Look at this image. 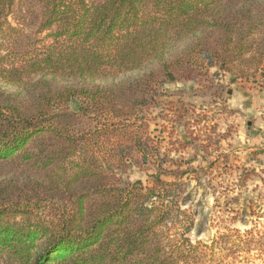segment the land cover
<instances>
[{
	"label": "trees",
	"instance_id": "16d2710c",
	"mask_svg": "<svg viewBox=\"0 0 264 264\" xmlns=\"http://www.w3.org/2000/svg\"><path fill=\"white\" fill-rule=\"evenodd\" d=\"M263 63L264 0H0V260L213 264L249 238L192 241L189 170L147 111L166 84Z\"/></svg>",
	"mask_w": 264,
	"mask_h": 264
},
{
	"label": "rangeland",
	"instance_id": "374dc122",
	"mask_svg": "<svg viewBox=\"0 0 264 264\" xmlns=\"http://www.w3.org/2000/svg\"><path fill=\"white\" fill-rule=\"evenodd\" d=\"M244 70L214 67L213 84H166L158 107L147 111L149 133L160 138L162 152L189 170L183 208L195 216L192 241L210 244L234 229L252 232L233 236L235 244H218L213 264H264V63L257 72ZM151 172L131 166L128 175L147 183Z\"/></svg>",
	"mask_w": 264,
	"mask_h": 264
},
{
	"label": "crops",
	"instance_id": "0c3cea01",
	"mask_svg": "<svg viewBox=\"0 0 264 264\" xmlns=\"http://www.w3.org/2000/svg\"><path fill=\"white\" fill-rule=\"evenodd\" d=\"M261 96L259 97V99H262L264 101V91H260Z\"/></svg>",
	"mask_w": 264,
	"mask_h": 264
}]
</instances>
